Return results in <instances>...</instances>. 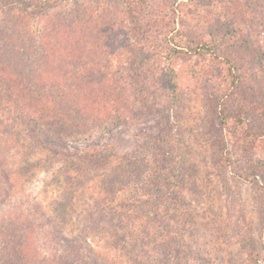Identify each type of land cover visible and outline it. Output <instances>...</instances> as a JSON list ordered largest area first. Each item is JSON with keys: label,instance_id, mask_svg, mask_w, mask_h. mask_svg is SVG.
I'll list each match as a JSON object with an SVG mask.
<instances>
[{"label": "rangeland", "instance_id": "1", "mask_svg": "<svg viewBox=\"0 0 264 264\" xmlns=\"http://www.w3.org/2000/svg\"><path fill=\"white\" fill-rule=\"evenodd\" d=\"M133 1L51 0L48 12L34 10L30 16L9 10L0 0V46L13 32L14 45L24 23L36 35L45 24L62 23V54L50 56L49 65L58 61L64 73L38 72L41 57L25 48L24 53H12L13 63L0 62V68L9 76L12 68L27 76L22 85L31 87L40 76L46 85L58 86L52 80L60 77L61 85L71 88L70 97L77 84L83 90L82 96L77 92L78 97L71 98L81 113L71 118L69 111H61L69 128L53 119L36 134L37 141L53 139L55 144L49 145L63 149L66 159L105 176L118 157H140L114 200L100 202L101 210L86 188L73 208L59 210L65 181L58 176L68 166L65 160L43 161L22 186L16 180L26 163L48 156L31 154L28 160L20 152L21 145L31 148L38 142L28 120L13 111V102L20 100L18 84H9L0 71V234L3 228L13 235L19 218L28 219L24 223L34 252L50 264H106L105 253L115 239L126 240L129 249L118 264H251L244 261L250 257L264 264V137L245 145L237 135L245 128L231 117L223 126L218 116L225 106L236 112L235 106L242 105L238 98L250 111L260 109L262 102L250 88V66L241 65L248 86L236 102L222 98L224 72L212 56L200 57L185 47L181 49L186 53L174 51L171 56L163 51L173 36L182 42L210 39L220 30L214 23L217 15L236 12L244 0ZM257 10L264 17V0ZM252 22L253 16L241 26ZM233 47L228 49H238ZM259 55L263 65L264 55ZM7 56L2 59L10 61ZM30 58L38 63H28ZM104 90L112 91L110 100L96 106ZM56 103L67 109L58 99ZM250 116L256 121V113ZM246 124L251 128L256 123ZM221 131L219 145L229 160L217 166L211 141L215 135L221 138ZM159 139L165 142L159 144ZM148 200L167 203L163 225L151 222L140 233L127 234L139 205L146 206ZM164 226H171L172 233Z\"/></svg>", "mask_w": 264, "mask_h": 264}, {"label": "trees", "instance_id": "2", "mask_svg": "<svg viewBox=\"0 0 264 264\" xmlns=\"http://www.w3.org/2000/svg\"><path fill=\"white\" fill-rule=\"evenodd\" d=\"M3 1L6 5V8L9 10L18 14L30 16L34 10L45 9V12H48V6L51 3V0ZM124 1H126L128 4H134L133 0ZM260 3L261 0L251 1L249 3L244 0L243 5H240L241 8L237 9L236 12L233 11L229 14L228 12H224L220 15H217L214 23L216 24V27L218 26L220 28V30L217 31V33H215L210 39H205L200 43L196 42L194 39H189V41L186 39V41L182 42L181 39H176V37L173 36L170 37L171 39H168L169 45L163 50L166 53V56H171L173 55L172 52L174 51L186 53L183 51V49H181L185 47L188 48V51L191 50L194 55H199L200 57L212 56L213 60L215 59L224 72L222 76L224 84L223 88L221 89L222 98L223 96H229V100L236 98V102L237 98L241 96L240 90L244 92L245 86H248L246 85V82H243V78L245 77L241 71V65H245L246 68L250 66V71L252 73L248 75L250 76V79H253L251 83L252 86L250 88L255 90L256 94L254 95H256L257 100L262 102L261 106H259L260 109L252 112L248 109L246 101L243 98H238L242 105L238 107L235 106L236 112H230L231 108L225 106L223 109V114H221V111L220 115L218 114L220 119L219 123H221L223 126L229 125V119L231 117L235 121L237 120V123L245 128L242 131H237V135L240 136L239 141L245 145L253 144V142H256L257 140L262 141L261 139L264 137V64L262 65L259 60L263 58L260 57L259 53L264 55V17L262 16L263 14L257 10V7ZM252 16L254 22H252L250 25H247L246 27H242L241 22H245ZM19 24H22V22H19ZM26 24L27 23H24L23 26L19 27L16 43L14 42V45L12 39L15 37V35L13 32V35L11 36L13 38L10 37L8 40H5V44L0 46V50L2 51L0 54L1 64L6 65L13 63V52L18 54L20 51H22L24 53L25 49H28L30 51L29 55L36 54L41 57L38 72L45 74L44 72L51 71V74L54 75L52 71H61V65H59L58 61L55 62L56 64L53 65L54 67H50L49 64L52 62L50 56H53L54 53H58V56H61L62 54L61 40L59 36L62 30V26H60L62 23L59 20H56L53 25L45 24L44 27L39 29L38 35L34 34L30 28H27ZM165 36L168 37L169 35ZM20 38L23 41L20 42ZM173 44H176V47ZM232 45L234 46L233 48H238L234 52L228 49ZM239 48L244 49V51H238ZM5 55H8L7 58L9 57L10 61L2 59ZM32 60H35L38 63V61L33 58H30L27 62L30 63ZM258 66L259 70L256 71L255 68ZM76 68L81 71L78 67ZM0 71L4 77H8L9 84H11V81L18 84V97H20V100L17 103L13 102L15 105V109L13 111H15L20 118H26L28 120L27 123H29L31 127L29 129L31 136L35 137L36 142H38L36 143L37 146L35 144L32 145L31 148H28L24 145H21V149L19 147L17 148L21 150L20 152H22L24 158L28 160L31 154H45L48 156L46 159H41L40 161L30 163L29 165L26 163L17 172L16 180H18V184L22 186L25 181L31 178V173H33L36 168L43 166L42 164L45 162L49 164L52 161L62 159L68 163V166L59 170L60 173L58 178L61 175V178H64L65 181V190L63 193L64 199L59 200L57 205L60 208L59 210L73 208L74 203L77 202L75 200H78L80 192L83 189H87L92 193L93 197L96 199L95 205L99 210H101L103 207V204L100 203L101 201H113L117 195V191L120 190V187L126 184L129 174L135 173L133 167L140 160L138 155L136 157H130L126 154L123 156L117 155L120 156L118 157V162L112 165L110 171L107 172V176H105L98 171L93 172L84 170L81 166H76V163L71 157V159H66L69 156H67L68 154H66L63 149L49 145L50 141H54L53 139L49 138L50 141L47 143L44 141L48 140V138L43 141H37V136L39 135L38 133L40 131L42 132V129H46V124L53 119H57L63 124L66 123V126L69 128V124L67 122L68 118L61 111H64L65 113L69 111L71 118H74V115L77 114V111L79 113L82 112L80 107H78L77 100L71 99L78 97L77 92H79L82 96L83 90L81 86L77 84L75 92L70 97V91L68 89L71 88L65 85L62 86L60 82L62 79L60 80V77L59 79H55L53 77L52 80V82H54L53 84L57 82L58 86H48L41 82V79L38 78L40 76H38L35 77L34 83L31 84L30 87L27 85H22V81L27 79V76L23 75L20 71L13 70L12 68L10 71V76L8 75L6 69L1 67ZM109 85L110 84H105L107 88H110ZM102 86L104 85L102 84ZM50 87H52L51 92L48 90ZM109 92L112 91H101L97 98L99 100H94L95 105H102V101L104 100H106L105 103H107V101L110 100L108 95ZM57 99L61 105L67 106V109L59 106V104L56 103ZM105 103H103V105ZM209 106H212V103ZM97 109L98 108L95 110L97 111ZM232 112H234V114ZM251 113H256V121L254 120V116H250ZM248 120L255 122L256 124L252 125L251 128H248L249 126L246 124V121ZM30 121H36L38 127L33 126ZM75 125L77 124H74V126ZM75 128H79V126ZM7 133L9 135L12 134L10 130L7 131ZM220 134L222 135L221 138H218L215 135L211 141V146L215 153V161L217 162L215 164L217 166H221L220 164L222 159L229 160L228 155L224 154L223 145H219L221 139H224L222 131ZM158 142L159 144H162L165 142V140L161 141L159 139ZM53 143L55 144V141ZM169 182L170 179L164 183V186L167 187ZM73 185L75 187H73ZM15 188L16 181L13 184V189ZM168 191L171 192L172 189H168ZM140 212L143 214H140ZM166 214L167 203H161L160 201L155 203V201L151 202L148 200L146 201V206L140 207L139 205L138 210L133 218V228L126 224L130 227L127 229L126 233L129 235L133 234L134 231H138L140 233L142 228H147L151 222H158L163 225L162 220H165ZM19 221V226L15 227L17 229L13 230V235L11 236H9L7 231L2 228V233L0 234V264H50L49 260H47L45 263L41 261L38 253L36 254L34 252L32 247V235L27 233L24 223V221H28V219L24 220L22 217H20ZM164 227L168 234L172 233L171 226ZM148 231V229H145V232ZM126 244V240L119 241V239H115V241L109 245L108 251L105 253V256L109 261L106 264H118L119 262H122L123 255L129 253V249ZM244 261L251 264H253V262L254 264H259L257 259H253L251 257ZM56 264L60 263L56 262Z\"/></svg>", "mask_w": 264, "mask_h": 264}]
</instances>
